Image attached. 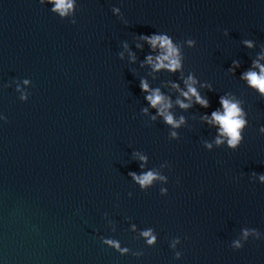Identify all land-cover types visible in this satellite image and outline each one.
<instances>
[{
  "label": "water",
  "instance_id": "95a60500",
  "mask_svg": "<svg viewBox=\"0 0 264 264\" xmlns=\"http://www.w3.org/2000/svg\"><path fill=\"white\" fill-rule=\"evenodd\" d=\"M113 4L119 0H79L73 25L38 0H0V84L32 81L25 102L14 85L0 91L8 118L0 122V264H264V240L229 247L242 226L264 232V184L249 180L251 172H264V136L257 132L264 98L239 80L264 47V0H123L126 24L112 15ZM157 30L196 40L184 48L185 74L192 71L215 89L207 92L208 109L196 105L183 113L179 140L170 141L159 120L139 115L145 101L138 77L148 69L128 64L126 53L124 61L117 57L124 40L135 50L133 33ZM244 38L257 49L244 48ZM147 51V45L138 51L139 59ZM234 58L241 67L231 75ZM176 78L148 76L154 86ZM226 91L249 113L244 140L234 151H207L202 141L214 130L199 113L218 107ZM133 149L149 155V166L170 162L167 196L158 184L140 191L131 182L128 171L139 170L130 161ZM126 218L154 227L157 244L133 239ZM97 230L143 256H120L99 242ZM175 236L179 261L168 247Z\"/></svg>",
  "mask_w": 264,
  "mask_h": 264
},
{
  "label": "clouds",
  "instance_id": "9594fccd",
  "mask_svg": "<svg viewBox=\"0 0 264 264\" xmlns=\"http://www.w3.org/2000/svg\"><path fill=\"white\" fill-rule=\"evenodd\" d=\"M39 5L48 6V11L58 17L60 20H68L70 24L76 25V13L78 10L79 0H38ZM123 0H119V4H113L110 11L113 16L124 22V14L121 11ZM225 36L228 35V30L224 29ZM132 39L134 41L135 50L129 47L126 40L121 42L122 51H118L117 57L119 60H125V53L127 54L128 64H138L139 68L148 69V76L153 80L158 78V74L168 73L169 75H176V79L161 80L159 85H151L148 76L138 77V87L143 100L144 106L140 108L139 115L141 117H148L150 122L160 121L168 128V139L179 140V129L187 122L185 111L198 105L202 109L210 107V100L207 92L215 91L211 82L200 80L194 72L188 71L185 74L184 69V48H193L196 46V40L189 37L182 41L174 40L173 36L165 31H155L150 34H135ZM244 48L249 50L257 49V42L251 38H244L241 41ZM145 45L148 51L144 54L143 59H139L137 52H143ZM241 67L239 59H233L231 65L227 68V72L235 75L236 71ZM239 80L244 85L255 92L259 97L264 98V47H260L250 57L249 66L240 72ZM15 86V92L18 93V99L25 102L29 99L32 86L30 78L16 79L13 78L11 82L0 84V91L6 88ZM174 108H179L181 114L177 116ZM249 113L245 110L244 101H242L235 93L226 91L218 96V107L209 112L199 113V121L206 125L209 129L214 130L212 139H204L202 147L207 151H212L214 148L221 146L229 150H236L239 148L244 140V130L248 127ZM7 116L3 111H0V122L6 123ZM146 126L150 125L145 121ZM257 132L264 136V124H261ZM149 155L139 149H133L130 154V161H136L138 164V171L130 170L127 176L131 182L135 184L140 191H147L148 189L159 185V194L167 196L168 188L166 185L169 182V176L165 174V169L171 171V164L167 160L161 162L158 166H149ZM250 182H258L264 184V172H251L249 175ZM179 179L176 183L179 184ZM131 197L132 193L129 192ZM103 217L109 226L110 230L115 233L117 230L116 224L109 219L108 213H104ZM128 219L127 231L132 233V238L135 240H142L145 247L151 248L157 244L158 233L152 226L144 228ZM96 238L99 242L118 253L120 256L131 255L136 258L143 256V250H132L127 245H122L121 240L113 236H104L96 231ZM252 240H264V232H261L255 227L242 226L239 229L238 235L231 240L229 247L233 251L240 250L245 243ZM181 243V237L175 236L168 241V247L173 252V259L179 261L183 256V251L178 250L177 246Z\"/></svg>",
  "mask_w": 264,
  "mask_h": 264
}]
</instances>
